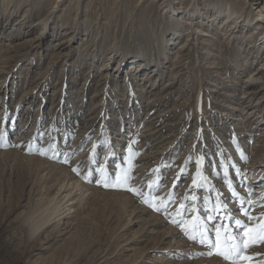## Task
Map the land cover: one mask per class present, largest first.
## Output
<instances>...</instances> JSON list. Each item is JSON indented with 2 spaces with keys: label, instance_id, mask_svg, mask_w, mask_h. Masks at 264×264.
Returning <instances> with one entry per match:
<instances>
[{
  "label": "rangeland",
  "instance_id": "rangeland-1",
  "mask_svg": "<svg viewBox=\"0 0 264 264\" xmlns=\"http://www.w3.org/2000/svg\"><path fill=\"white\" fill-rule=\"evenodd\" d=\"M256 4L0 0V264H264Z\"/></svg>",
  "mask_w": 264,
  "mask_h": 264
},
{
  "label": "snow or ice",
  "instance_id": "snow-or-ice-1",
  "mask_svg": "<svg viewBox=\"0 0 264 264\" xmlns=\"http://www.w3.org/2000/svg\"><path fill=\"white\" fill-rule=\"evenodd\" d=\"M41 154H44L43 152ZM242 159H244L243 155L241 157ZM200 164H201V161L198 160L197 161V171L199 172L200 170ZM73 171H76V169H73ZM97 171H99L101 173V176H102V180L104 181V186L108 187V186H126L127 185V181L131 179V177L128 175V172L127 170L124 171V175H123V183L121 184V177L120 175H117V179H116V183L115 184H110L109 182V178L107 176V173H106V170L103 168V166H101L99 169H97ZM225 175H227V173L225 172ZM227 182V181H226ZM197 181L196 179L194 178L193 179V184H196ZM229 183V188L231 190V184L230 182ZM128 191H132L134 193H138V190L136 189H133V188H127ZM232 191V196L234 198H238V193H236L234 190H231ZM145 203H148V200H145L144 201ZM241 212L243 215L247 216L248 215V211L247 209L243 208V204L245 203H251L250 201H245V200H242L241 199ZM223 207L224 205L222 203H218L213 209L209 210V211H215L217 213V215H219L222 210H223ZM154 210L156 211H160V208L159 207H155L154 206ZM216 217L212 216V215H209L208 216V221H212L213 219H215ZM175 223V221H173ZM188 225H191V231L192 232H196V233H200L201 234V238L199 240V242L201 244H204V243H208L210 247H216L217 248V254L218 255H221L224 259L226 260H231L233 259V255H232V252L231 251H220L219 248H220V245L219 243L217 242L216 245H212L210 239H208L207 237V233L209 232V229L206 225L204 224H201V223H198V222H195V221H186L184 223H181L179 224L178 226L181 227V229L185 232L186 235H188V238L191 239V240H196L197 237L196 235H193V234H190V229L188 227ZM235 225L238 227V228H244V225H245V222L240 220V219H236L235 220ZM221 227H223V225H221ZM247 232H252L253 229L252 228H248L246 230ZM216 235L219 237L220 235V230L219 228L216 230ZM240 240H243V237H239ZM249 242H254V239L252 237L249 238ZM234 249H235V253H236V256L239 257L240 256V253L242 252V249L240 248V245L239 244H236L234 246ZM209 255H211L212 253L209 252L208 253ZM244 259H247V257H243Z\"/></svg>",
  "mask_w": 264,
  "mask_h": 264
},
{
  "label": "bare ground",
  "instance_id": "bare-ground-1",
  "mask_svg": "<svg viewBox=\"0 0 264 264\" xmlns=\"http://www.w3.org/2000/svg\"><path fill=\"white\" fill-rule=\"evenodd\" d=\"M254 1H256V2H254ZM259 0H252V3H254V4H256L257 2H258ZM264 1V0H263ZM257 5V4H256ZM232 8V7H231ZM230 10V9H229ZM248 10V9H247ZM231 11V10H230ZM263 13H264V5L262 6V9L260 10V11H258V16H257V18L255 19V25L256 26H258V25H261V23L263 24L264 23V21L262 20V16H263ZM236 14V13H235ZM244 14V13H243ZM214 15V14H213ZM230 15V13L228 14V16ZM232 15H234V13H231V15H230V17L232 16ZM247 15V14H246ZM224 18V17H223ZM225 18H226V16H225ZM228 19V18H227ZM209 21H211V20H209ZM254 21V20H253ZM202 26V25H201ZM197 29H201L200 27H198ZM253 29H256V28H253ZM264 29V28H263ZM264 31V30H263ZM196 32H198L197 30H196ZM254 32V31H253ZM199 33V32H198ZM256 33V32H255ZM255 33H253V34H255ZM199 34H201V33H199ZM202 36H204L203 34H201ZM250 36H252V38H250L249 39V42H252L253 40H254V36L252 35V34H250ZM259 36V39H257V41L259 42L260 41V43L258 44V46H264V32L263 33H261V34H257V37ZM256 39V38H255ZM171 45H173V44H171ZM185 50V49H184ZM183 51V48L181 47V49L179 48L178 49V52L177 53H179V52H182ZM138 65V67H137V69H136V73L138 74L139 73V71H143L144 70V66H142V65H139V64H137ZM246 66H248V67H250V64H246ZM246 68V67H245ZM250 69V68H249ZM135 73V74H136ZM156 74V73H155ZM157 75H158V73H157ZM133 79L134 78H131V77H129V81H133ZM148 87H150V86H148ZM244 93L245 94H249L248 95V97L249 96H253V97H255L257 94H259V93H261L260 91H264V63H262V65H261V67L260 68H254L253 70H251L250 72H248V74H247V77H246V81H245V84H244ZM243 93V94H244ZM153 103V102H152ZM260 136H264V134L263 135H260ZM73 199V198H72ZM71 199V200H72ZM70 209L71 208H69V211H70Z\"/></svg>",
  "mask_w": 264,
  "mask_h": 264
}]
</instances>
